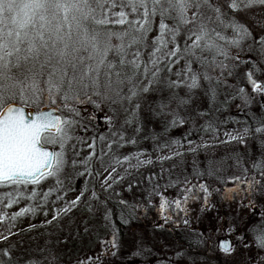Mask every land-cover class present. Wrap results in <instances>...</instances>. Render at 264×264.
<instances>
[{
	"label": "snow or ice",
	"instance_id": "snow-or-ice-1",
	"mask_svg": "<svg viewBox=\"0 0 264 264\" xmlns=\"http://www.w3.org/2000/svg\"><path fill=\"white\" fill-rule=\"evenodd\" d=\"M150 34H153V47L149 60L144 61L142 52L148 46ZM181 61L185 67L177 75L187 77L184 83L187 91L181 95L179 79L156 87L160 84L159 65L165 64L170 72ZM241 63L248 66L245 77L251 93L240 84H227L228 77L236 75ZM194 64L198 69H193ZM257 73L264 75V0H120L119 4L117 0H0V188L11 189L0 195V204L11 208L22 199L36 202L40 197L43 201L11 216L0 213V221L14 222L29 213L34 215L53 194L58 201L67 195L62 179L68 165L66 147L79 139L74 137L73 129L82 127L75 118L80 115L76 104H92L101 112L106 109L111 113L105 115L109 126L121 111L124 112L121 130L113 132L118 139L107 144L111 152L113 144L117 148L137 144L135 136H126L123 129L133 127L136 134L143 130L141 103L150 91L159 94L149 105V111L164 129L160 135L186 123H195L192 116L196 111L194 91L205 86L202 81L207 85L205 94L210 93L212 101L217 98V87L226 85L235 89L232 98L248 107L258 95L264 110V82L255 78ZM213 84L217 87H212ZM26 109L31 110L26 112ZM64 109L73 115H57ZM206 115V112L196 111V116ZM251 120V123L245 122L242 133H225L228 140L222 141H235L246 149L249 139L258 144V154L249 151L231 157L239 174L226 177L222 175L224 162L209 160L204 170L193 169L197 183L188 177L182 181L169 180L165 185H153L150 193L160 196L158 211L164 223L157 227L171 223L180 229L183 225L188 230L184 239L193 251L211 247L212 236L191 227L190 203L200 202V211L207 212L216 208L210 197L221 193L222 202L236 201L239 207L257 216L258 221L246 222L248 226L243 231L236 216L218 214L215 217L214 235L223 237L215 243V248L223 254L226 264H264V227L261 226L264 208L257 212L256 203L257 198H264V118L252 114ZM99 139L103 141L104 137ZM152 139H156L155 133ZM175 143L180 144V141ZM89 148L93 151L80 162L85 172L97 178L104 175L87 166L96 157L107 173L101 187L105 191L113 189L124 176L117 180L113 163L104 164L103 157L107 153L103 149L97 156L95 139ZM141 155L144 153L126 155L122 160L113 157V160L115 164L128 162L135 168L153 163L151 158L141 160ZM172 158L160 157L161 160ZM132 160L136 164H131ZM76 165L77 161L73 160L72 166ZM203 177L224 185L223 191L210 187L207 181L199 182ZM145 179L153 184L155 177ZM49 180L54 184L42 191L41 186ZM229 183L233 187H227ZM170 187L179 189L177 197L171 200L158 191ZM131 189L129 183L128 190ZM88 192L85 184L76 199L65 201V206L56 209L47 223L58 222L62 214L71 213ZM87 199L99 200L100 195L93 188ZM118 203L122 206L123 223L136 218L140 205H130L122 199ZM86 210L92 211L90 204ZM103 219L104 227L111 231L110 238L97 237L100 251L78 259L76 264H103L104 257L118 258L119 230L114 227L110 211L105 212ZM91 232L88 222L83 221L82 233L78 228L76 235L87 236ZM150 252L151 249L138 246L130 255L138 258ZM183 256V251H177L175 258ZM56 261V254L49 249L47 255L31 257L24 264H55ZM0 264H18L11 248L0 249ZM160 264L169 262L160 261Z\"/></svg>",
	"mask_w": 264,
	"mask_h": 264
},
{
	"label": "rangeland",
	"instance_id": "rangeland-1",
	"mask_svg": "<svg viewBox=\"0 0 264 264\" xmlns=\"http://www.w3.org/2000/svg\"><path fill=\"white\" fill-rule=\"evenodd\" d=\"M117 3L119 4L120 0H117ZM257 11H259V9H257ZM152 35L153 34L149 35L148 46L142 52V57L144 61L149 60V54L152 51ZM241 56L242 58H244L243 53L241 54ZM184 67V61H181L179 64L174 65L171 71L168 73L169 77L173 81H176L178 79L181 80L182 86H184V83L187 82V77L178 76L177 73L182 72L184 70ZM193 69H198V66L193 65ZM246 70L240 64L239 68L236 70V75L228 77L227 84H240L246 88V91L251 93V86L246 84ZM255 78L260 82H264V75L257 73ZM145 83H147V81H145ZM202 84H204L205 86L201 89H206L207 85L205 84V82L202 81ZM212 87L217 86L213 84ZM217 91L219 92V94L222 95V99L224 98L228 101L230 106L228 111L227 109L223 110L222 113L225 112V116L232 117L233 113H238L241 115L245 114V117L243 119L248 117L250 118L244 122H240L237 120L220 121V123L218 122L217 125L207 126L201 130V128H198L200 124L194 117V124L186 123L183 126L173 128L183 129V132L191 130V133L189 135L177 139L180 141V144L175 143V141L177 140L169 138V142L166 143L167 147H164V144L163 146L159 147L152 146L136 151H127L126 153H123L121 149H116L115 147H112V151L108 152L107 144L110 143L113 139H118V136H113V132L121 130V128H117L118 130L111 131V126H109V124L105 122V115H110L111 113H107L106 109L103 112L97 111L92 104H76L75 107L79 110L80 117L84 120H92L95 123V126L97 127V130H99V132L98 134H95L94 130H92L94 127L90 123H80L82 127H75L73 129L74 137H77L79 139H74L66 147L68 165L64 170L62 179L65 180L63 190L67 191V195L64 196L63 200L58 201L56 200V195L53 194L50 197L49 202L45 206L36 209L34 215L29 213L25 216L18 217L14 222L10 219L0 221V247L2 248L5 246L10 247L9 245H19V247L21 248L25 245H28L29 248H31L32 250H36L41 247L44 249L50 248L51 250H53L63 244L61 247H59L61 254L60 257L58 256L59 259L55 262V264H76V261L78 259H86L88 256H93L100 251V245L96 242L97 237H100L101 239H106L110 238L111 236L110 229H106L104 227L105 221L103 217L106 211H110V208L105 203L103 197L111 199V195L113 194L124 195L125 193V197H127V201L130 205H140V207L136 209V218L129 219V221L132 222L133 226L135 227L129 232V237L127 239L129 243L128 247L132 248L137 245L139 247H142L143 244L146 245L147 243L142 240V238H144V233L149 236H154V239L157 242L162 241L163 239V241L171 240L161 238V235L159 236L157 234L158 232H156V230L159 228L157 227V225L164 223L161 220L160 212L158 211L160 196L155 194L150 195L147 192L148 190H150V187H153V185L155 184H159V182L162 180L161 178L165 176V171L167 173H169L170 171L168 169L165 170L162 168V166H160L159 163H163L164 161H166L161 160L160 157L175 156V152H189L200 148V146L203 147L205 145H212L217 143L221 144L222 141L228 140V136H226L225 133H229L232 135H235L237 132L242 133L245 127V122H252V114H255V116L258 118H264V114H262L264 113V110H262L260 107V97L258 95L256 97V100L252 102L251 107H248L242 104L239 99L232 98L235 94V89L229 88L226 85H220L219 87H217ZM205 103L206 102L201 96V94L194 92L193 107L201 110L202 108H204ZM63 111H65V113L67 114L66 117L73 115L72 113H69L66 109H64ZM93 116L96 117L95 120L92 119ZM116 119H118L120 122H123L124 124V112L121 111L116 117ZM197 128L199 130H196ZM101 136L104 137L103 141L99 139V137ZM93 139H95L96 143L95 150L97 156H99L100 150L103 149L104 152L107 153V155L103 157L104 164L113 163V165L116 167L117 171L113 174L115 178L119 180L120 176H124V179L122 181H119L118 183H115L113 185V189L109 191H105L104 188L101 187V181L103 180L104 175H107V173L104 172V168L102 167L101 161L99 159L93 157V160L87 165L89 168H92L93 171H99L104 174L99 178H97L95 175L89 176L88 173L85 172V166L80 163L81 161H84L85 158L89 156V154L93 151V149L89 148V145L93 143ZM73 148H75V151L73 150ZM133 153H144V155L140 156V159L147 160L151 158L153 163L150 165L145 164L143 166H140L139 168L130 167V164L128 162H122L121 164L114 163L113 157H119L122 160L124 156ZM73 160L77 161V165L75 167L72 166ZM131 164H136V161L132 160ZM143 169H147L149 171V173H147L145 177L153 176L155 177V179L153 181V184H150V186H147L145 184L143 185L144 190H146L144 193H141V195L133 194V188L138 187V185L132 187L131 191L128 190L130 179H132L131 176L134 173H139ZM80 172H85V174L80 176L78 175V173ZM140 175L141 174L139 173V176ZM192 182L197 183V181ZM53 184L54 181L49 180L41 186V190L47 191V188ZM85 184H87L89 192L86 193V198L81 200L79 206L67 215L62 214L58 222L54 221L52 224H48L47 221L52 219L55 210L58 208H63L65 206V201L70 202L71 200L76 199V197L80 194L81 189L84 188ZM209 186L218 187L214 184H209ZM227 186L233 187V184L230 183ZM93 188H95V190L99 193V200L87 199V197L91 196V190ZM10 190L11 189L0 188V195H3L4 192ZM221 190L223 191V188H221ZM158 191H162L164 195L171 200L177 197L179 189L165 190L161 188L158 189ZM135 192H137V190H135ZM60 194L63 195V191ZM210 200L216 205V208L207 212L200 211V202L197 201L195 203H190V217L192 220L191 227L199 232H203L205 236H212V241H210L212 246H205L204 248L200 249L202 252L200 260L204 258L206 259V257L208 256L214 262L216 259L221 262L223 260L225 261V257L215 248V243H217L218 239L222 237H216L214 235V230L216 226L215 217L218 214H232L233 216H236L237 221L241 223V231H243L248 226V223L246 222L258 221V217L255 216L252 212H249L248 209L239 207L236 201H232L230 204L222 202L221 193H214L210 197ZM37 203L42 204V198L38 197L36 202L22 199L19 204H15L11 208H6L3 204H0V213H7L9 216H11L12 213L19 212L20 209L26 206L32 205L33 207H36ZM256 203L258 205L257 212L259 211V209L264 208V198H257ZM89 204L92 207L91 212L86 210ZM145 209H147V211H145ZM45 212H47V215H44ZM237 213H239L238 216ZM83 221H87L92 229V232L89 235L84 236V240L93 239L92 242L86 245L82 244L78 251L66 248L67 246L64 243L65 240L68 241L69 239H72L74 237H79L76 235V231L78 228L82 233ZM33 225L35 227H33ZM261 226L264 227V224H262ZM164 227L174 228L175 230H187L184 228L183 225H181L180 229H177L175 225L171 223L165 224ZM13 233L15 235H13ZM4 236H8L9 238L5 240L3 239ZM188 257L189 254L187 253L182 258H180L181 260L176 259L174 262L171 263L169 262L168 257L159 258L154 253L153 255L149 256L148 259H146V262L144 263L140 262L136 258H129V261L127 263H122L114 260L113 257H111V259L110 257H104L103 264H160V261H168L169 264H195L194 262H196V257ZM239 258V256L236 257L237 260ZM203 264L212 263L211 261H204Z\"/></svg>",
	"mask_w": 264,
	"mask_h": 264
},
{
	"label": "trees",
	"instance_id": "trees-1",
	"mask_svg": "<svg viewBox=\"0 0 264 264\" xmlns=\"http://www.w3.org/2000/svg\"><path fill=\"white\" fill-rule=\"evenodd\" d=\"M195 65V64H194ZM241 66L246 70L247 65H244L241 63ZM160 71L158 73V78L160 80V84L156 85V87H164L168 82L173 81L169 77V71L167 70V66L165 64H160L159 65ZM180 92L181 95H183L187 89L181 85L180 87ZM195 93H200L203 99L205 100V105L204 108L197 109L194 108L196 111H201V112H206L207 115L205 117H199L196 116V111L192 112V116L196 118L197 122L200 124L198 128H201V130L207 126L210 125H217V123L220 121H229V120H237L240 122L247 121L250 117L245 118V114L241 115L238 113H233L232 117H227L225 116V112L223 110L229 109V103L227 100L224 98L222 99V95L219 94L217 91V98L215 101H212L210 98V93L205 94V89H197L194 91ZM167 94V93H165ZM159 98V94L156 92L150 91L149 93L145 94L143 97V101L141 103V110H140V117L143 122V130L139 133L136 134L134 132L133 127L129 126H124V134L126 136H135L137 139V144L135 146L133 145H125L124 147H120L118 149H121L123 153L131 152V151H136L144 148H149L152 146H163L164 144L169 142V138H172L174 140H177L178 138H183L186 135H189L191 133V130L183 132V129H171L167 133H164L163 135H160L161 133L164 132V129L162 125L155 121L152 118V115L149 111V105L153 104V101ZM225 100V101H223ZM227 101V102H226ZM260 112V111H258ZM262 113V112H260ZM61 114H63L65 117L67 114L65 111H63ZM264 114V113H262ZM76 119L79 120L80 123H90L93 125V129L95 134H98L99 130H97V127L95 126V123L92 120H84L80 117H75ZM123 125V122H120L118 119H114L111 125V131H116L118 130L117 128H121ZM189 128V127H187ZM196 130H199V129ZM104 129V128H103ZM193 131V130H192ZM156 134V139H152L153 134ZM195 134V133H194ZM248 145L249 148L246 149L243 144H239L235 141H231L228 143L221 142L217 144H212V145H205L203 147L200 146V148L189 151V152H184L180 156H173L172 159L166 160L163 163H159L160 166H162L163 169H168L170 170L169 173H167L165 170V176L161 178L162 180L159 182V185H165L169 182V180L175 181L177 179L179 180H184L185 177H188L192 179V181H197V179L193 176V169H200L204 170L207 162L209 160L212 161H222L224 162V167L225 171L222 173V175L226 177H230L234 174H239L236 169L234 168V161L231 159L232 156H234L236 153H247L251 151L253 154H258V144L253 140L249 139L248 140ZM113 147L117 149V146L113 144ZM228 158L225 160V158ZM247 164V161H245ZM139 173L141 174L139 176ZM139 173H134L130 179V183L132 184V187H134V193L133 194H139L144 193L146 190H144L143 185L150 186L149 182L145 179V175L149 173L147 169L141 170ZM136 174V175H135ZM95 181V180H94ZM207 181L208 184L211 185H216L220 188H224V185H221L218 181L214 179H208L207 177H203L199 180V182H205ZM230 184V183H229ZM228 184V185H229ZM228 187V186H227ZM123 189V188H122ZM152 187H150V190H148V194H150ZM161 189V188H160ZM167 189H178V188H167ZM137 190V192H135ZM126 193L124 195H111V199H107L106 197H103L105 203L109 206L110 212H111V219L114 222V227L118 229V240L121 245L120 252L118 253V258H113L114 260L122 263H127L129 261V258H136L140 262H146V259H148L149 256L156 254L159 258L161 257H168L169 262H174L177 258H175L176 252L177 251H183L184 253H188L189 257L188 258H193L196 257V262L195 264H203L204 261H211L212 264H226V261H218L217 259L215 262L211 260L208 256L206 259L200 260L202 256V252L200 249L193 251L191 248L188 247V241L184 239L185 235L188 234V230H175L174 228H161L157 229L156 232L161 238H166V239H171V240H165V241H159L157 242L154 239V236H149L147 234H143L145 243L146 245L143 244L142 248L145 249H151L150 253H147L145 255H142L141 257H132L130 254L135 251L138 247L134 246L132 248L128 247V237H129V232L135 227L133 226L132 222L128 223H123L120 219V212L122 211V206L118 203L119 200H125L127 201ZM128 202V201H127ZM129 204V203H128ZM127 218V217H126ZM83 237V238H82ZM93 240V239H92ZM91 239H86L84 240V236H79V237H74L72 239H69L66 248L72 249V250H79L81 245H86L92 242ZM63 245V244H62ZM60 245L59 247H61ZM5 247H0V249H8L11 248L13 251V255L17 258L18 264H24V261L31 258V257H37V258H42V256L48 254V250L50 249H44V248H38L36 250H32L29 248L28 245H25L23 247H19V245H9ZM59 247L53 249L54 253L57 256V260L60 257L61 251ZM23 249V250H21ZM175 251V252H174ZM184 254V255H186ZM59 256V257H58ZM111 259V257H110ZM178 260H181L178 258ZM47 264V262H45Z\"/></svg>",
	"mask_w": 264,
	"mask_h": 264
},
{
	"label": "water",
	"instance_id": "water-1",
	"mask_svg": "<svg viewBox=\"0 0 264 264\" xmlns=\"http://www.w3.org/2000/svg\"><path fill=\"white\" fill-rule=\"evenodd\" d=\"M31 109H26V112L30 111ZM57 115H61V113H57ZM223 237L219 238V239H222ZM219 239H218V242H219ZM217 242V243H218Z\"/></svg>",
	"mask_w": 264,
	"mask_h": 264
}]
</instances>
